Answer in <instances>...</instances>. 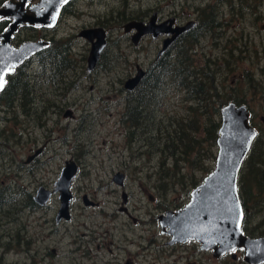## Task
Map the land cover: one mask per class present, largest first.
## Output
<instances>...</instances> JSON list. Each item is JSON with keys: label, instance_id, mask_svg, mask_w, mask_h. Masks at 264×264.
I'll return each instance as SVG.
<instances>
[{"label": "rangeland", "instance_id": "374dc122", "mask_svg": "<svg viewBox=\"0 0 264 264\" xmlns=\"http://www.w3.org/2000/svg\"><path fill=\"white\" fill-rule=\"evenodd\" d=\"M71 10L75 17L67 18L68 24L61 25L56 39L74 41L70 54L78 68H83L81 63L89 55L90 45L79 34L85 27L101 26L108 34L106 61L98 70L99 85L92 92V82H84V89L74 95L55 96L51 100L55 113L50 108L43 109L47 101L40 100L41 88H36L41 92L36 91L34 97L28 93L23 98V106L20 99L14 100L11 108V104L0 101V203L3 205L0 208V239L3 244L10 241L11 245L5 255L0 256V264H31L24 254L26 248L14 242L23 234L20 226L28 223L26 234L33 240L27 250L33 256L39 251L36 244V235L41 232L39 225L49 221L55 227L53 220L59 205L56 195L48 203L51 209L44 219L38 212L32 213L28 205L40 186L53 190L66 161H73L78 167L70 188L73 195L71 220L64 222L59 234L47 242L50 249H56L55 258L38 255L39 261L43 264H81L70 255L76 240L77 246L85 245L81 252L87 251L90 242L91 256L96 258V264H101L100 259L111 264L117 259L118 264H124L135 260L140 253L132 245V242L140 243L134 239V234H154L158 249L147 259L137 257V264L175 261L171 255L181 257V251L164 249L156 221L161 213L158 205L184 208L195 188L191 185L193 181L200 185L214 170L218 148L216 144L203 141L200 126L195 130L196 123H202L206 117L199 113L197 101L187 100L191 95L190 87L179 84V79L169 74L158 77L160 84L154 82L153 100L151 95L145 97L150 106L141 114L139 124L124 120L127 95L117 91L120 81L135 73V65L147 73L152 70V76L156 74L152 65L160 52L162 37L145 38L135 47L122 28L131 21H149L154 13L161 20L168 16L178 18L179 24L191 20L203 26L207 22H218L219 25L209 32L199 29L198 43L189 46L195 48L188 52V57L200 75L204 64L209 66L208 74L204 71L199 81H206L203 87L206 95L216 93L223 103L247 107L253 126L259 130L258 144H263L264 122L260 119L264 118V0H79ZM34 34L33 30L23 27L14 43L29 41ZM175 62L173 57L168 65ZM24 72L31 75L34 70L25 69ZM47 79L41 76L40 81ZM26 80L31 84L39 82L32 76ZM88 100L91 103L83 106ZM31 103L39 106L40 115H33V120L24 128L23 108ZM217 122L220 123L219 119ZM177 130L180 131L178 135L183 134L185 138L181 147L170 140ZM188 144L192 146L187 147ZM29 158L32 161L27 164ZM189 159L193 165L188 164ZM246 165L245 161L240 177L243 176L244 187L249 189L250 185L251 192L242 195L239 177L241 203L243 196L245 204L242 205H264L262 176L257 182L252 180ZM118 175L123 177L121 186L114 182ZM84 197L89 205L95 206L85 207ZM122 208L126 212L121 211ZM17 210L21 213L16 215ZM262 215L254 222L261 220ZM132 218L137 219V225L132 223ZM150 218L154 219L153 225H147ZM12 219L17 223L12 225ZM8 224L11 232L6 230ZM104 233H117V236L107 235L101 240ZM100 245L101 250H98ZM155 257L158 260L153 263ZM176 261L185 264L183 260ZM94 262L91 260L90 264ZM226 263V260L215 262L209 254L203 253L202 264ZM238 264H245L242 255Z\"/></svg>", "mask_w": 264, "mask_h": 264}, {"label": "water", "instance_id": "95a60500", "mask_svg": "<svg viewBox=\"0 0 264 264\" xmlns=\"http://www.w3.org/2000/svg\"><path fill=\"white\" fill-rule=\"evenodd\" d=\"M18 1V2H15ZM70 0H9L0 7V21L11 24L0 34V80L6 85V76L24 60L34 55L48 44L44 42L24 43L18 48L11 45L13 34L20 27H53L62 5ZM31 3L28 9H25ZM167 23L156 24L153 14L147 23L131 21L123 26V32L135 34L131 37L137 45L142 36L157 38L173 34L164 41L159 54H162L174 38L188 30V26L169 31ZM91 43L88 56V71H91L103 52L106 41L102 30L85 31L81 34ZM95 40V42H94ZM144 75L125 82L124 89L132 91ZM256 131L249 124V114L245 106L228 103L220 109V128L216 145L218 148L214 170L203 179L190 194L188 204L176 214L167 213L161 216V227L167 228L171 244L196 241L203 251H212L213 256L220 257L237 249L244 251V262L247 264L264 263V238L248 239L242 234L243 209L238 193V177L250 147L256 138ZM78 171L73 161L66 162L52 191L40 188L34 196L37 205H48L53 195H57L59 211L56 222L69 220V206L73 200L70 191L72 181ZM123 177L116 176L114 182L122 185ZM85 205H89L86 197ZM126 202V197L123 196Z\"/></svg>", "mask_w": 264, "mask_h": 264}, {"label": "flooded vegetation", "instance_id": "af4514ba", "mask_svg": "<svg viewBox=\"0 0 264 264\" xmlns=\"http://www.w3.org/2000/svg\"><path fill=\"white\" fill-rule=\"evenodd\" d=\"M8 1L9 0H4L3 2L1 1L0 7ZM78 1L79 0H70L69 2H67L66 4L61 6L59 15H58L57 20H56V23L54 24L53 27H37V28H35V27L23 26L24 29H29L30 31L33 30L35 32L34 36H31V39L29 41L14 43V40H16L17 35L23 29V27H20L17 30V32H15L13 34V38L11 39V45L14 48H18L22 44L28 43V42L29 43H35V42L41 41V42L48 44L45 48L39 50L34 55L30 56L29 58L24 60L21 64H19L14 69L12 74H9L6 76V85H5L4 89H6V87L7 88L10 87V89L6 93L12 98L17 97L16 98L17 100L20 99V103L22 106H23V98H26L28 93L34 97V93L36 91L41 92L40 90H37L36 88H39V89L41 88L42 92H43L42 93L43 96L40 97V100H46L47 101L46 107L45 108L43 107V109L46 110V109L50 108V111L52 113H55L56 110H54V108H52L54 106H51V105H53L52 104L53 102L51 100H54L55 96H64V95L70 96L72 94L74 95L76 92H79L80 90L84 89V82H92V85H90V91L91 92H92V90H94V87H97L99 85V76L100 75L98 76L97 73H98L99 69L103 68V65L106 61L105 55H106L107 44L109 43L107 41V38H108L107 29H104L101 26H99L100 28H88V29H86V27H85L81 31V33L79 34L80 37H83V36H81V34L83 32L92 31V30H102L105 34L106 46H105L103 52L100 54V57H99L96 65H95V67L91 71H88V56L89 55H87L85 58H83V61L81 63L82 65L84 64L85 69H83L84 66H83V68L82 67L78 68V63L76 62L75 58L72 57L70 54L72 51L71 46H73V44H74V41L72 39L68 38L67 41H61V40L56 39V36H58L61 25L62 24H68L67 18L75 17V13L71 9L75 5V3ZM15 2H18V1H15ZM226 3H229V2H226ZM220 4H223V3H220ZM30 6H31V3H29L27 6H25V9H28ZM210 7H212V6H210ZM210 7H208V8H210ZM209 11L213 12V9H211V10L209 9ZM154 14L156 15V24L162 25L164 23H167L165 28L169 31L175 30L177 28H182L185 26L189 27L188 30L177 35L174 38V40L172 41V43L166 48V50L162 54H159V52L157 53V55L155 57V62H154L156 64H164V65L170 64L173 61V57L175 59L177 58V47L180 45H185L187 43L186 40H187V37L189 35H194L198 39L199 36H198L197 32L199 31L200 28L202 30H209V29L213 30L214 28H216L219 25L218 22L213 21L211 23H208V22L205 23L206 25H210V26H203V23L198 24V21L195 22L192 20L186 22L185 24H179L178 18L168 16L165 20H163V19L161 20L156 13H154ZM173 15H175V14H173ZM0 22H2V21H0ZM3 22H6V26L0 31V34L3 33L4 30L11 24L10 21L4 20ZM137 22L147 23L148 20L147 21H145V20L144 21H137ZM134 34H135L134 31H132L130 34H127L130 36V41H131V37ZM172 36H173L172 33L158 36V37H162L161 49H162V45H163L164 41L167 39H171ZM149 37L152 38L150 35L142 36L139 39V42L137 45H134L132 41H131V43L135 47H139L141 41H143L145 38H149ZM72 38L73 39L74 38L79 39L78 37H75V36H73ZM157 38H152V39H157ZM84 39H86V38H84ZM81 40H83V39H81ZM87 42L89 43L90 49H91V43L89 42V40H87ZM94 42H95V40H94ZM197 43H198V41H197ZM161 49L159 51H161ZM172 50L174 51L173 56H172ZM89 53H90V50H89ZM134 68H135V73H133V74L130 73V75L124 81L126 82L129 79H133V78L137 77L138 74L143 72L144 75L140 79L138 85L132 91H127L124 89L125 82L121 80L120 84H119V89H117V91L121 92L124 95H127V97H128V92L135 93V92H137V89L141 88V86L144 83H148V85H150L151 81H154L153 78L151 77V75H148L147 71L144 68L142 69L138 65H135ZM25 69L29 70L31 72H33V70H34V72H33V74L28 75V73L25 74V72H24ZM29 76L34 77V79L39 80V82L35 83V84L29 83L28 80H26V78L28 79ZM41 76L42 77L46 76V77H48V79L44 80V81H40ZM160 82L157 84H160ZM153 84L154 83L152 82L151 89H154ZM156 86H158V85H156ZM3 91H2V93H3ZM16 93H17V95H16ZM59 93H62V94L59 95ZM16 99H13V100L16 101ZM13 100H11L9 102V104H11L10 108L13 107V103L15 102V101L13 102ZM152 100H153V96H152ZM33 101L34 100H32L31 102L33 103ZM32 103L28 106H24V108H23L24 109L23 110L24 111V119H23V127L24 128H26L27 123H29L30 120H33V117H32L33 115L34 116L40 115V112L38 111L39 106H36L35 103H34L35 104V106H34V104H32ZM90 103H91V100H88V103L84 102L83 106L87 107V105ZM234 104L236 106H241V105H237L236 103H234ZM242 106H244V105H242ZM246 109H247V107H246ZM247 111H248V109H247ZM248 114H249V124L253 129H255V131L257 133L256 138L254 139V141L250 147V150H249V152L245 158V161L247 163L246 167L248 166L250 168V170L247 169L248 177H251L252 180L257 182L258 177L261 175L262 179L260 182L264 183V143L258 144L259 130L253 126V123H252L251 118H250L251 115H250L249 111H248ZM36 119L39 120V117H36ZM85 119H82L81 121L84 122ZM260 120L264 122V118H261ZM24 128L22 130H24ZM135 128H137V127L135 126ZM136 132H138V129H136ZM256 144H258V146ZM31 161H32V158L31 159L29 158L26 163L30 164ZM66 162H69V161H66ZM259 168L262 169V171H259L258 170ZM252 180H251V182H252ZM40 188H44V187L40 186L39 189ZM238 188H239V183H238ZM248 188L250 189V185ZM249 189H247L246 186L244 187V182L242 180L241 181L242 195H244L245 192H249L250 191ZM46 190H48V189H46ZM33 198H34V196L32 197V202H30V205H28L30 207L31 212L32 213L38 212L41 215V218L44 219L46 216L47 210L51 209L50 205H45V206L37 205L34 202ZM1 206H3L2 203H0V208H1ZM25 206H27V205H25ZM84 206L85 207H89V206L93 207L95 205H84ZM241 206L243 209V220H242V226H241L243 236H245L248 239L264 238V216L262 215L261 220L254 222V219L258 215L264 214V205H241ZM59 208H60V205H58V209L54 215L53 222H54L55 227H53L51 225L52 222H49V221H46L45 224L39 225L41 232L36 235V238H37L36 244L38 245L39 251L37 254H35V256H33L32 253L27 250V246L30 244L31 240H33L31 237H28L26 234L28 223L20 226V230L23 232V234L19 235L18 240L14 239V242L17 243L19 246H21V247L23 246L26 248V249H24V254L26 255L25 256L26 259L30 260L31 264H43L42 261H39L38 255H41V258H55L54 256L57 255L56 249H54V248L50 249L47 242L50 241L53 236H57L59 234L58 230L64 224V222H69L71 220V214L70 213H71L72 205L69 206V217H70L69 220H65V219L63 220L62 219L59 223H57L56 217H57ZM158 209H159V212H161V213L157 216L156 221L158 222V227L160 230L159 231L160 232L159 237H161L162 240L164 241V243H163L164 249L165 250L168 249L169 251H172V250L181 251V257H173V255H175V254H172L171 258H173V259L176 258V260H183L185 262V264H202V256H203V253L205 252V253L209 254L210 257L215 262L226 260L227 261L226 264H238V259H239L240 255L243 256V261H244V251L242 249H237L234 252H229V253H226L220 257H215V256H213L212 251H203L201 249L200 244L197 243L196 241H187L186 243L171 244L172 239L166 233V231L168 229L167 228L163 229L161 227L159 218L161 216H164L167 213L176 214L178 211L182 210L183 207L181 209H178L175 205H158ZM121 211L126 212V209L122 208ZM20 213H21V211L17 210L16 215L20 214ZM131 220H132V223L134 225L138 224L137 219L132 218ZM10 223L12 225H14L15 223H17V221L15 219H12V220H10ZM153 224H154V219L150 218L147 225H153ZM18 225H20V224L18 223ZM141 226H144V224H141ZM6 228H7L6 229L7 231H9V232L12 231L9 224L6 226ZM16 230L17 229H15V231ZM44 231H47V232L45 233ZM115 231H116V228H115ZM107 235L112 236L114 238L117 236V233H110V234L104 233V235H101L100 239L101 240L106 239ZM80 237L82 238V237H84V235H81ZM154 237H155L154 234H152V235L148 234L147 236L145 234H139L138 236L134 234V239L140 243L138 245H136V244H134V242H132V245H134L140 253L135 256V260L125 261L124 264H137V257L140 256L144 259H147V257H151L152 252L158 251V249L156 248V239ZM8 241H9V239H8ZM102 243L104 245H106V247H109V244H107L106 242L105 243L102 242ZM73 244L74 245L70 250V255L73 258L81 261V264H90L91 260L93 262L96 261V258L91 256L92 251L90 250V242L87 243V251H83V252H81V250L85 246L84 244H82L81 246H77L78 243L76 242V240L74 241ZM9 248H11L10 241L7 244H3V241L0 239V256H4L5 251H8ZM42 248H44L43 252H42ZM98 250H101V245L98 246ZM108 250H110V248ZM88 260H89V263H87ZM157 260H158V258L155 257V259L153 260V263H155V261H157ZM176 260L171 261V259H170L167 264H177ZM98 262L101 264H111L110 261L105 262L104 259H100V260H98ZM118 263H119L118 260L115 259L114 264H118ZM244 263L247 264L246 262H244ZM73 264H74V262H73ZM94 264H96V263L94 262ZM262 264H264V263H262Z\"/></svg>", "mask_w": 264, "mask_h": 264}, {"label": "trees", "instance_id": "16d2710c", "mask_svg": "<svg viewBox=\"0 0 264 264\" xmlns=\"http://www.w3.org/2000/svg\"><path fill=\"white\" fill-rule=\"evenodd\" d=\"M2 0H0L1 2ZM6 26V22H0V31ZM204 26H210L204 24ZM212 29L207 30L208 32ZM197 38L194 35H189L187 37V43L185 45H180L177 47V58L176 62L171 65H164V64H156L154 63L152 65L153 70H155V75L151 77L154 81H151L150 85L148 83H144L141 88L137 89V92L130 93L128 92L127 97V109L125 112L124 120H128L129 123L139 124L141 114L146 111V109L150 106L149 103L146 101L145 97L151 95V84L159 83L158 77L162 76L164 73L172 75L175 79H179V84H183L187 87H190L191 95L188 97L187 100L189 101H197L200 105L199 107V113L202 116H205V120L201 123H196L195 130L198 129V126H200V131L203 134V141L207 142V144L212 145L216 144V140L218 138V130L220 127V123L217 122V119L220 121V109L226 105V103H223L222 98L217 95L216 93H213V95H206L203 91V87H205V82L199 83L202 73L205 71L206 74H208V68L209 66L204 64V66L201 69V75L198 73L197 68L194 67V64L188 57V52L192 50L193 47L189 48L192 44H197ZM194 49V48H193ZM155 68V69H154ZM196 69V71H195ZM152 71V70H151ZM148 72V75H150V72ZM158 72V75H157ZM209 77V75H208ZM203 78V77H202ZM156 88V86H155ZM10 89V87H6L4 89L3 93L0 95V101H5L6 104H9V102L13 99L10 97L6 92ZM17 95V93H16ZM202 95V96H201ZM152 98V95H151ZM207 100L209 102V105L207 104ZM14 101V100H13ZM225 104V105H224ZM240 105V104H237ZM148 106V107H146ZM139 129V128H137ZM192 130V129H191ZM194 130V131H195ZM183 132V131H181ZM180 131L173 132L170 136V140H174L178 146H182V144L185 142V138L183 134H181V137L178 135ZM190 139V138H189ZM196 142V141H195ZM200 143L198 144V146ZM173 146V145H172ZM192 146L188 144L187 147ZM192 148V147H191ZM190 149L185 151L189 152ZM190 158V156H189ZM188 164L193 165V161L189 159ZM242 177H240V182L242 181ZM193 187H197L198 185L195 184V181H193V184H191ZM242 203H244L243 196H242Z\"/></svg>", "mask_w": 264, "mask_h": 264}, {"label": "snow or ice", "instance_id": "6c2138e0", "mask_svg": "<svg viewBox=\"0 0 264 264\" xmlns=\"http://www.w3.org/2000/svg\"><path fill=\"white\" fill-rule=\"evenodd\" d=\"M2 87H3V81L0 80V88H2Z\"/></svg>", "mask_w": 264, "mask_h": 264}]
</instances>
